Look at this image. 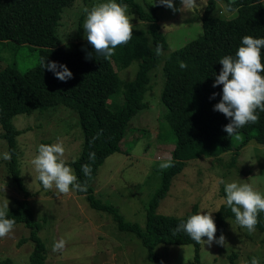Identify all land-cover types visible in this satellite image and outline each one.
Here are the masks:
<instances>
[{
  "label": "trees",
  "instance_id": "16d2710c",
  "mask_svg": "<svg viewBox=\"0 0 264 264\" xmlns=\"http://www.w3.org/2000/svg\"><path fill=\"white\" fill-rule=\"evenodd\" d=\"M73 1L0 0V43L38 46V60L32 65L19 69L11 61L0 68V124L7 142L6 165L23 198L26 191L19 179L17 130L12 117L35 107L43 111L62 104L77 112L83 130L79 157L66 162L75 169L73 189L85 195L92 208L113 214L120 229L133 232L146 247L152 264H163L152 252L156 243L192 244L198 261L204 221L213 225V235L224 229L226 218L247 219L264 234V210L256 205L249 188L240 197L219 205L207 219L197 216L194 207L182 216L154 212L184 160L231 150L233 161L248 140L264 144V0H221L226 12H234L229 18L213 14L220 0H208L200 14L201 35L162 56L159 101L174 134V146L148 199L143 228L124 221L115 206L96 198L90 182L103 159L121 150L128 121L145 104L142 99L148 71L159 61L165 37L154 6L117 0L147 23L145 30L124 26L90 34L68 44L72 46L62 45L56 24L62 9ZM134 59L138 60L136 72L122 85L112 60L124 67ZM114 92L124 97L118 110L106 105ZM232 137L236 138L234 144ZM17 223L27 229L24 239L31 243L28 264H43L45 245L38 236L39 223L25 199L17 200L15 209L0 210V232ZM261 240L264 242V237ZM234 255L228 254L229 264H234ZM0 264H12V259L0 258Z\"/></svg>",
  "mask_w": 264,
  "mask_h": 264
},
{
  "label": "rangeland",
  "instance_id": "374dc122",
  "mask_svg": "<svg viewBox=\"0 0 264 264\" xmlns=\"http://www.w3.org/2000/svg\"><path fill=\"white\" fill-rule=\"evenodd\" d=\"M137 1L155 7L166 46L148 71L142 99L145 104L128 121L121 150L103 159L90 185L95 197L115 206L124 221L143 228L148 199L159 184L161 169L170 161L174 146V134L159 101L162 56L201 35L200 14L208 0ZM213 14L229 18L234 12H226L220 0ZM124 26L145 30L147 23L117 0H75L62 9L56 36L62 45L72 46L68 44L77 39ZM37 60V45L0 43V68L14 61L24 69ZM112 64L123 85L134 76L138 60L124 67L113 60ZM123 103L122 93L114 92L106 105L118 110ZM40 110L35 107L12 117L24 198L8 172L7 142L0 124V210L15 209L17 200H27L45 245L43 264H152L146 247L133 232L120 229L113 214L92 208L86 196L73 189L75 169L66 162L77 159L82 151L83 130L77 112L62 104ZM235 140L232 137V144ZM231 153L226 150L216 156L198 155L184 160L154 212L182 216L194 207L197 216L207 219L219 205L240 197L248 188L256 205L264 210V144L250 139L238 149L233 161ZM225 223L224 229L213 235V225L204 221L198 261L192 244L156 243L152 252L162 258L163 264H229L230 252L235 253L234 264H264V234L247 219L226 218ZM26 233L22 223L1 231L0 258L9 256L12 264H28L31 243L24 239Z\"/></svg>",
  "mask_w": 264,
  "mask_h": 264
}]
</instances>
